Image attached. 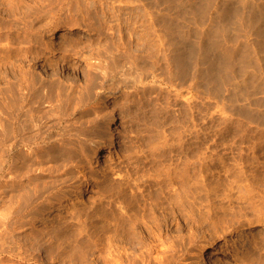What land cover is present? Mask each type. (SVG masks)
I'll return each instance as SVG.
<instances>
[{"label": "rangeland", "instance_id": "374dc122", "mask_svg": "<svg viewBox=\"0 0 264 264\" xmlns=\"http://www.w3.org/2000/svg\"><path fill=\"white\" fill-rule=\"evenodd\" d=\"M211 250L264 264V0H0V264Z\"/></svg>", "mask_w": 264, "mask_h": 264}, {"label": "bare ground", "instance_id": "6f19581e", "mask_svg": "<svg viewBox=\"0 0 264 264\" xmlns=\"http://www.w3.org/2000/svg\"><path fill=\"white\" fill-rule=\"evenodd\" d=\"M38 69L40 72L43 74H49V68L45 64L44 61L40 62L38 65ZM115 124V122H114ZM113 124V125H114ZM99 150V149H98ZM98 150H94L87 158L84 160L82 163V170H83V177H82V182L78 183L77 185L73 186L71 189L70 197L73 199V201H79L80 199V194L83 190V188L87 185L88 183V178L89 177H97L99 174V170L103 164V161L109 157L108 152H100ZM88 155V154H87ZM47 219V218H46ZM46 219H44L41 223H45ZM205 264H216V256L215 253L211 250L209 253L207 260Z\"/></svg>", "mask_w": 264, "mask_h": 264}]
</instances>
